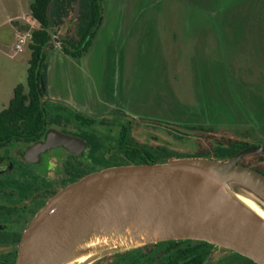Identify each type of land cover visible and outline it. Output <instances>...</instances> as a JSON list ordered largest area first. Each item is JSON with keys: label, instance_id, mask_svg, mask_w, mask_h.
Wrapping results in <instances>:
<instances>
[{"label": "rangeland", "instance_id": "1", "mask_svg": "<svg viewBox=\"0 0 264 264\" xmlns=\"http://www.w3.org/2000/svg\"><path fill=\"white\" fill-rule=\"evenodd\" d=\"M33 1L0 0L1 109L9 107L16 86L27 85L30 40L18 51L13 31L15 22L37 27L25 20ZM101 3L102 23L82 57L50 44L47 107L55 106L51 97H59L86 117L122 110L164 129L168 123L179 130L203 127L216 137L264 144V0ZM16 16L19 20L8 22ZM70 18L61 23L53 14L51 31L70 39L77 33ZM178 140L183 157L213 149L201 146L198 134Z\"/></svg>", "mask_w": 264, "mask_h": 264}, {"label": "water", "instance_id": "2", "mask_svg": "<svg viewBox=\"0 0 264 264\" xmlns=\"http://www.w3.org/2000/svg\"><path fill=\"white\" fill-rule=\"evenodd\" d=\"M80 6L78 0L75 17ZM101 23L102 19L98 25ZM50 34L56 47L63 50L65 38L51 29ZM47 71L46 62L40 77L42 102L47 101ZM67 104L73 107V102ZM69 139L51 130L44 142L29 151L45 152ZM252 154H264V144L229 161L176 158L152 165L106 168L70 182L47 201L26 228L17 264H92L168 240L204 241L264 264V174L240 164ZM121 233L133 244L139 238L140 245L126 251L99 252L85 262L77 260L86 240Z\"/></svg>", "mask_w": 264, "mask_h": 264}, {"label": "flooded vegetation", "instance_id": "3", "mask_svg": "<svg viewBox=\"0 0 264 264\" xmlns=\"http://www.w3.org/2000/svg\"><path fill=\"white\" fill-rule=\"evenodd\" d=\"M54 105L46 106L50 113L38 138L21 136L0 145V264H17L22 236L38 211L60 188L94 171L188 157L229 161L243 151L262 146L235 136L216 137L203 127L179 130L168 123L164 129L159 122L138 120L122 110L93 118L76 112L69 104ZM51 130L70 139L45 152L29 151L44 142ZM189 134H198V143L210 144L213 149L183 157L179 151L184 144L178 139ZM252 155L254 159L244 163L250 155L241 162L264 174V154ZM209 258V264H256L232 251L196 240L152 243L109 257L100 264H205Z\"/></svg>", "mask_w": 264, "mask_h": 264}, {"label": "trees", "instance_id": "4", "mask_svg": "<svg viewBox=\"0 0 264 264\" xmlns=\"http://www.w3.org/2000/svg\"><path fill=\"white\" fill-rule=\"evenodd\" d=\"M76 2L77 0H34L30 6V15L37 27L32 28L28 23L15 22L20 32L30 34L29 47L32 56L27 85L16 86L9 107L0 108V145L21 136H32L27 137L30 140L38 138L45 130L50 112L46 103L41 101L40 77L47 60V48L52 43L50 29L54 25L53 14L58 18L62 17L61 23L71 17L70 23L77 28L76 34L63 41L65 54L80 58L92 46L103 15L101 0H80L78 17L74 16ZM53 5L57 6L54 11Z\"/></svg>", "mask_w": 264, "mask_h": 264}, {"label": "bare ground", "instance_id": "5", "mask_svg": "<svg viewBox=\"0 0 264 264\" xmlns=\"http://www.w3.org/2000/svg\"><path fill=\"white\" fill-rule=\"evenodd\" d=\"M140 243L141 240L139 238L135 244L131 243L124 233L115 235L113 237L107 235L102 237L94 236L90 240H86L80 247L82 254L77 260L80 262L92 260L98 255L99 252L104 251H126L133 246L140 245Z\"/></svg>", "mask_w": 264, "mask_h": 264}, {"label": "crops", "instance_id": "6", "mask_svg": "<svg viewBox=\"0 0 264 264\" xmlns=\"http://www.w3.org/2000/svg\"><path fill=\"white\" fill-rule=\"evenodd\" d=\"M30 17H31V15H29V17L28 18H26L25 20L27 21V22H29L30 24H35L36 22L32 19V20H30ZM14 19V20H13ZM17 20H19V16H16L15 18H8V22H10V23H14V21H17ZM23 22H24V19H23ZM24 23H26V22H24ZM32 26V25H31ZM33 28L35 27L36 28V25H34V26H32ZM15 31H13L14 32V34L16 35V37H18V34L20 33V31L18 30V28L15 26ZM22 33V32H21ZM0 43H2V39H1V37H0ZM15 89V88H14ZM53 99H61V98H59V97H52Z\"/></svg>", "mask_w": 264, "mask_h": 264}, {"label": "built area", "instance_id": "7", "mask_svg": "<svg viewBox=\"0 0 264 264\" xmlns=\"http://www.w3.org/2000/svg\"><path fill=\"white\" fill-rule=\"evenodd\" d=\"M31 36L29 33H19L17 37V45L16 48L18 51H22L23 45L27 42V40H30Z\"/></svg>", "mask_w": 264, "mask_h": 264}]
</instances>
